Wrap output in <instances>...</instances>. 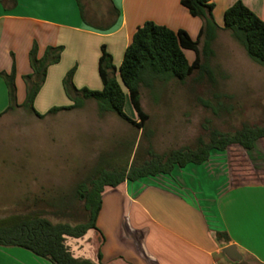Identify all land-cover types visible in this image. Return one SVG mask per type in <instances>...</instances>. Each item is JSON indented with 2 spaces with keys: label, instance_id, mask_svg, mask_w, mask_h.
<instances>
[{
  "label": "crops",
  "instance_id": "crops-1",
  "mask_svg": "<svg viewBox=\"0 0 264 264\" xmlns=\"http://www.w3.org/2000/svg\"><path fill=\"white\" fill-rule=\"evenodd\" d=\"M79 1L85 20L77 0H0V111L8 104L1 73L12 67L16 101L20 104L25 98L22 76L31 72L28 53L33 42L38 57L47 46H63L34 99V108L44 114L52 106L70 104L62 78L72 67L77 88H101L97 71L101 45L118 69L133 33L144 22L183 29L192 39L203 22L180 0H103L98 8ZM211 1L220 27L215 40H221L226 31L224 12L236 0ZM241 1L264 21V0ZM259 147L264 153V146ZM223 152L226 149H212L203 163L174 165L169 173L105 186L97 229L80 238L67 237L70 251L98 264H221L222 248L235 244L242 255L239 264H264V178L230 185L228 155ZM247 156L264 174V156ZM217 232L226 233L228 240ZM0 264L51 263L24 248L0 245Z\"/></svg>",
  "mask_w": 264,
  "mask_h": 264
},
{
  "label": "rangeland",
  "instance_id": "rangeland-1",
  "mask_svg": "<svg viewBox=\"0 0 264 264\" xmlns=\"http://www.w3.org/2000/svg\"><path fill=\"white\" fill-rule=\"evenodd\" d=\"M81 1L97 8L104 3ZM213 49L211 75L195 70L183 80H156L151 87L140 86L141 106L149 115L145 123L149 136L113 112L99 116L93 99L82 108L45 117L21 106L1 114L0 218L41 212L53 222L67 220L52 213L53 202L74 199L77 185L87 182L97 169L130 164L136 150L137 161L148 158V144L162 154L182 146L194 148L198 137L208 139L209 128L233 132L244 122L263 125L264 66L251 61L228 31L213 42ZM185 55L193 60L192 51L186 50ZM124 112L137 118L128 97ZM260 145L264 146V139ZM260 145L256 141L255 149L247 154L238 145L223 152L228 155L230 185L263 180L264 174L247 156L263 157ZM219 257L221 264H239L224 254Z\"/></svg>",
  "mask_w": 264,
  "mask_h": 264
},
{
  "label": "trees",
  "instance_id": "trees-1",
  "mask_svg": "<svg viewBox=\"0 0 264 264\" xmlns=\"http://www.w3.org/2000/svg\"><path fill=\"white\" fill-rule=\"evenodd\" d=\"M12 1L14 3V0ZM77 2L85 20L82 5L79 0ZM180 2L192 16L202 18L203 22L195 39L183 29L175 31L164 25L146 21L133 33L118 69L112 63V57L105 46L101 45L97 67L102 84L100 89L85 86L77 88L72 82L75 72V67H72L62 78L63 89L70 104L52 106L44 114L82 108L86 100L93 99L99 116L113 112L136 128L143 129L144 136H149L150 132H147L145 125L149 115L143 110L140 102L141 85L151 87L156 80H183L195 70L200 75H211L209 59L214 55L213 42L220 29L212 13L214 3L211 0ZM114 10L117 15V10ZM108 27L109 25L103 28ZM222 29L228 31L241 45L251 61L264 66V21L241 0H236L225 10ZM62 50V45L47 46L43 55L38 57L37 44L33 42L28 53L31 72L22 76L26 91L21 104L16 101L15 68L12 67L9 73H1L7 87L8 104L0 115L21 106L38 117L44 116L34 108V99L44 82L47 67L59 61ZM186 50L193 52L192 61H188ZM126 97L136 113V119L124 112ZM263 138L264 124L252 125L244 122L233 132L209 128L208 139L198 137L194 148L182 146L159 154L148 144V158L137 161L136 150L130 164L97 169L87 182L77 185L74 199L61 198L53 202L52 213L56 216H66L67 220L53 222L41 212L12 214L0 218V245L24 248L51 264H98L89 258L75 257L66 244V238H80L89 229H97L96 217L100 209L101 192L105 186L115 187L125 180L134 181L148 175L169 173L174 165L203 163L209 158L212 149L225 150L231 145H238L247 151L254 148L255 142ZM76 201L82 204H77ZM217 236H224L225 240H228L226 233L217 232ZM97 258L100 260V252L97 253Z\"/></svg>",
  "mask_w": 264,
  "mask_h": 264
},
{
  "label": "water",
  "instance_id": "water-1",
  "mask_svg": "<svg viewBox=\"0 0 264 264\" xmlns=\"http://www.w3.org/2000/svg\"><path fill=\"white\" fill-rule=\"evenodd\" d=\"M221 251L230 261L239 262L242 258V255L238 251L235 244H228L224 246Z\"/></svg>",
  "mask_w": 264,
  "mask_h": 264
},
{
  "label": "built area",
  "instance_id": "built-area-1",
  "mask_svg": "<svg viewBox=\"0 0 264 264\" xmlns=\"http://www.w3.org/2000/svg\"><path fill=\"white\" fill-rule=\"evenodd\" d=\"M212 264H220V263L214 262V263H212Z\"/></svg>",
  "mask_w": 264,
  "mask_h": 264
}]
</instances>
